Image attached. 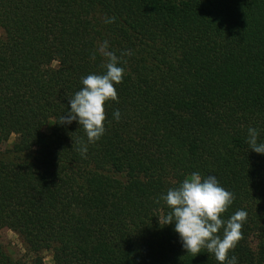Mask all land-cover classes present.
<instances>
[{"label": "trees", "instance_id": "16d2710c", "mask_svg": "<svg viewBox=\"0 0 264 264\" xmlns=\"http://www.w3.org/2000/svg\"><path fill=\"white\" fill-rule=\"evenodd\" d=\"M105 40L131 55L85 158L83 128L59 120L103 73L92 55ZM249 127L264 143V0H0V146L15 137L0 150V230L24 249L13 259L0 243V264H42L43 251L52 264H220L159 223L161 197L194 172L234 194L223 219L247 212L229 258L264 264Z\"/></svg>", "mask_w": 264, "mask_h": 264}, {"label": "clouds", "instance_id": "9594fccd", "mask_svg": "<svg viewBox=\"0 0 264 264\" xmlns=\"http://www.w3.org/2000/svg\"><path fill=\"white\" fill-rule=\"evenodd\" d=\"M104 22L114 23L115 17H105ZM96 53L103 58V73L89 74L82 78V88L68 101L70 110L59 120L62 125L76 121L83 128L87 143L80 142L78 151L85 158L88 144L97 142L105 133V104L110 100L118 102L114 85L123 82L125 69L120 66L126 63L123 56L131 55L127 51L118 57L110 49L107 40L98 44L92 59L96 58ZM113 116L119 121L120 111L116 110ZM258 137V130L249 127L247 143L250 149L264 154V143L258 142ZM161 199L170 211L159 216V223L161 226L175 223L174 230L179 234L187 253L195 257L202 249H206L220 264H238L237 257L229 258L228 253L243 238L242 228L247 220V212L238 210L227 220L222 218L235 197L220 185L215 176L202 177L194 172L185 177L178 187L169 188ZM221 229L222 237L219 234Z\"/></svg>", "mask_w": 264, "mask_h": 264}, {"label": "rangeland", "instance_id": "374dc122", "mask_svg": "<svg viewBox=\"0 0 264 264\" xmlns=\"http://www.w3.org/2000/svg\"><path fill=\"white\" fill-rule=\"evenodd\" d=\"M15 141V137L11 136L8 141L0 146V150L10 147ZM0 243L3 248L13 259H18L23 256L24 249L19 237L7 230H0ZM249 245L252 247L253 242L249 241ZM42 264H52L51 255L49 251H43L41 254Z\"/></svg>", "mask_w": 264, "mask_h": 264}]
</instances>
